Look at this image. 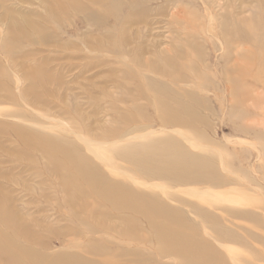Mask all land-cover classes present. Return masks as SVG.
<instances>
[{"label":"rangeland","instance_id":"374dc122","mask_svg":"<svg viewBox=\"0 0 264 264\" xmlns=\"http://www.w3.org/2000/svg\"><path fill=\"white\" fill-rule=\"evenodd\" d=\"M263 61L264 0H0V264H264Z\"/></svg>","mask_w":264,"mask_h":264},{"label":"bare ground","instance_id":"6f19581e","mask_svg":"<svg viewBox=\"0 0 264 264\" xmlns=\"http://www.w3.org/2000/svg\"><path fill=\"white\" fill-rule=\"evenodd\" d=\"M263 63H264V61H263ZM263 65V64H262ZM262 67V66H261ZM263 68V67H262ZM168 119V118H167ZM166 119V120H167ZM173 120V119H172ZM169 121V120H168ZM181 122V121H180ZM171 123V122H170ZM174 123V122H173ZM52 141V140H51ZM55 142V141H54ZM23 143H24V141H23ZM24 145H25V143H24ZM28 145V144H27ZM48 145V144H47ZM30 147V146H29ZM62 147V146H61ZM35 148V147H34ZM68 148V147H67ZM66 148V149H67ZM65 149V150H66ZM37 150V149H36ZM151 150V149H150ZM69 152V151H68ZM67 152V153H68ZM44 153V152H43ZM59 153V152H58ZM93 154V153H92ZM42 155V154H41ZM53 156V155H52ZM52 156H50V158L52 157ZM58 156V155H57ZM78 158V157H77ZM65 159V158H64ZM58 160V159H57ZM57 160H55V161H57ZM67 160V159H66ZM73 160V159H72ZM176 161V160H175ZM174 161V162H175ZM53 162V161H52ZM76 162H78V161H76ZM149 162V161H148ZM54 163V162H53ZM138 164V163H137ZM62 165H63V163H62ZM136 165V164H135ZM148 165V164H147ZM49 168H50V166H49ZM62 168V167H61ZM81 168H83V167H80L78 164H76L75 163V161L73 162V161H69L67 164H66V166H64V171H71V172H73L79 179H81L86 185H88V186H90L91 188H92V190H94V192L96 193V195L97 196H99V197H101L100 195H101V193H100V191H99V189L97 188V186L91 181V180H89V178H87L86 176H85V174H87V173H85L84 174V172H83V170L81 169ZM86 169V168H85ZM50 170H52L51 168H50ZM54 170V169H53ZM90 171V170H89ZM58 172V171H57ZM138 173H140V174H143V173H145V171L144 170H140V171H137ZM54 173V172H53ZM54 174H57V173H54ZM53 174V175H54ZM59 174V173H58ZM56 176V175H55ZM70 176V175H69ZM181 178V177H180ZM93 179V178H92ZM76 181V180H75ZM74 181V182H75ZM95 181V180H94ZM80 182V181H79ZM65 183V182H64ZM65 184H67V183H65ZM70 184V183H69ZM72 185V184H71ZM76 185V184H75ZM60 186H62V183H61V185ZM96 186V187H95ZM64 187H66V186H64ZM101 187V186H100ZM102 187H103V185H102ZM67 188V187H66ZM90 188V189H91ZM97 188V189H96ZM63 189H65V188H63ZM66 190V189H65ZM104 190V189H103ZM76 192H78L77 190H76ZM108 192V191H107ZM106 192V193H107ZM115 194H116V192H114ZM105 194V193H104ZM109 194V193H108ZM106 195V194H105ZM111 195V194H110ZM109 197V196H108ZM107 197V198H108ZM135 197H137V196H135ZM103 198H105V196L103 197ZM117 199V198H116ZM112 200V199H111ZM109 203L114 207H116V206H118V204H117V201L116 200H112V201H109ZM108 203V204H109ZM126 204H123V206H125ZM130 205V204H129ZM159 206V205H158ZM120 207V206H119ZM144 208V207H143ZM119 210V209H118ZM134 210V209H133ZM155 210V209H154ZM115 211V210H114ZM127 211V210H126ZM160 211V210H159ZM117 212V211H116ZM164 212V211H163ZM137 213V212H136ZM149 213V212H148ZM141 214V213H140ZM154 214V213H153ZM139 215V214H138ZM143 217L142 218H145L150 224H151V226H153V228L155 229V236L157 237V239H163V240H165V241H168L169 242V240H171V241H175V240H178L179 238H181V234L179 235V231L178 230H176V228H174V227H172L171 225H169V223H167L168 221L167 220H165V218L163 219V218H158L157 216L155 217V216H152L151 214H147V213H142L141 214ZM163 217V216H162ZM170 217V216H169ZM168 218V217H167ZM0 219H2L1 217H0ZM175 219V218H174ZM168 220H169V218H168ZM171 223V222H170ZM149 224V225H150ZM177 225V224H176ZM181 225V224H180ZM181 227V226H180ZM152 228V229H153ZM182 239H183V236H182ZM187 239V238H186ZM160 241V240H159ZM187 241V240H186ZM189 241V240H188ZM187 241V242H188ZM176 243V242H175ZM181 243V242H180ZM170 245H172V246H174V244L172 243H170ZM176 245H178V242H177V244ZM180 245V244H179ZM187 245H188V243H187ZM169 247V246H168ZM180 247V246H179ZM182 247V246H181ZM186 247V246H185ZM1 249H3V248H0V250ZM169 249V248H168ZM172 250H175L174 249V247L173 248H171ZM6 250V249H5ZM177 252V251H176ZM180 252H182V253H180ZM180 252H177V253H180V254H184L185 256H187V257H189V259H196V258H199V256H197L194 252H193V250L189 247V245L184 249V250H181ZM13 253V252H12ZM15 255V254H14ZM202 255V254H201ZM13 256V255H12ZM10 257V258H8L13 264H20L21 262H18L17 260H15L13 257ZM181 256H183V255H181ZM17 257V256H16ZM207 257V256H206ZM29 259H30V256L28 257ZM32 258V257H31ZM209 258V257H208ZM7 259V258H6ZM19 259V258H18ZM39 259V258H38ZM36 260V259H35ZM198 260H200V259H198ZM209 260V259H208ZM41 261V260H40ZM31 262V261H30ZM23 263V262H22ZM43 263H45V262H43ZM30 264H42V263H39V262H31ZM192 264V263H191Z\"/></svg>","mask_w":264,"mask_h":264}]
</instances>
